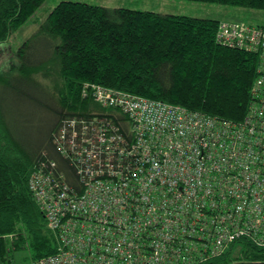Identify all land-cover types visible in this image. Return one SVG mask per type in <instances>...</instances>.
<instances>
[{"label": "built area", "instance_id": "2783aa9c", "mask_svg": "<svg viewBox=\"0 0 264 264\" xmlns=\"http://www.w3.org/2000/svg\"><path fill=\"white\" fill-rule=\"evenodd\" d=\"M216 30L222 46L257 56L243 118L92 87L126 114L128 134L107 118L63 121L53 144L79 184L56 176L55 160L34 170L55 251L32 264H205L245 242L264 249V26Z\"/></svg>", "mask_w": 264, "mask_h": 264}, {"label": "trees", "instance_id": "16d2710c", "mask_svg": "<svg viewBox=\"0 0 264 264\" xmlns=\"http://www.w3.org/2000/svg\"><path fill=\"white\" fill-rule=\"evenodd\" d=\"M45 1L0 0V48ZM187 1L264 11V0ZM46 15L15 52L16 62L5 59L0 69V264H20L17 254L24 252L33 262L55 251L30 181L34 170L49 159L55 160L56 176L62 173L68 183L79 184L75 169L53 144L63 121L107 118L121 134H128L126 114L101 107L92 87L238 121L248 108L256 76V54L215 41L219 19L74 1H60ZM37 42H43L45 50L34 54ZM36 75L48 83L53 102L40 104L51 120L35 138H20L5 117L1 93L12 87L26 96L21 84L36 85ZM239 250L234 258L264 262V249L245 242ZM234 253L231 249L229 255L205 264H224Z\"/></svg>", "mask_w": 264, "mask_h": 264}, {"label": "rangeland", "instance_id": "374dc122", "mask_svg": "<svg viewBox=\"0 0 264 264\" xmlns=\"http://www.w3.org/2000/svg\"><path fill=\"white\" fill-rule=\"evenodd\" d=\"M60 1H74L84 2L87 4H94L97 6H104L107 8H128L132 10L152 11L160 14H173L192 16L197 18H210L219 19L221 21H241L253 26H264V11L261 10H248L236 7H229L216 3L195 2L187 0H46L35 11L32 17L25 23L21 30L14 32L9 37V40L4 43L0 48V69L4 64V60L16 62L15 52L25 42L27 37L33 34L38 25L46 18V14L52 10ZM43 42H37L33 45V53L43 52ZM36 54V55H37ZM41 55V53H40ZM44 55V53H43ZM36 85L21 84V90L25 95L16 94L12 87L6 88L2 91L1 106L3 107L5 117L10 122L11 127L14 129L18 137H33L39 135L41 128L51 120V115L41 106V103L53 102L50 94L48 93V83L40 75L34 77ZM29 96L35 98L31 100ZM241 247H234L236 253L230 256L234 258L241 251ZM229 255V254H228ZM18 262L20 264L30 263L27 252L17 254ZM236 262H253L248 259L226 260L224 264H235ZM256 263V262H255Z\"/></svg>", "mask_w": 264, "mask_h": 264}, {"label": "water", "instance_id": "95a60500", "mask_svg": "<svg viewBox=\"0 0 264 264\" xmlns=\"http://www.w3.org/2000/svg\"><path fill=\"white\" fill-rule=\"evenodd\" d=\"M235 264H264V262H236Z\"/></svg>", "mask_w": 264, "mask_h": 264}, {"label": "bare ground", "instance_id": "6f19581e", "mask_svg": "<svg viewBox=\"0 0 264 264\" xmlns=\"http://www.w3.org/2000/svg\"><path fill=\"white\" fill-rule=\"evenodd\" d=\"M217 42V41H216ZM218 43V42H217ZM219 44V43H218ZM221 45V44H220ZM222 46V45H221ZM89 94V93H88Z\"/></svg>", "mask_w": 264, "mask_h": 264}]
</instances>
